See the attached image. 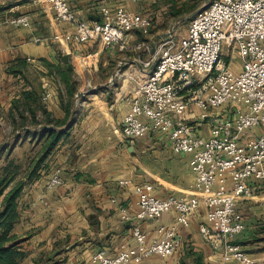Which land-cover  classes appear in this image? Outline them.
Segmentation results:
<instances>
[{
	"label": "crops",
	"instance_id": "1",
	"mask_svg": "<svg viewBox=\"0 0 264 264\" xmlns=\"http://www.w3.org/2000/svg\"><path fill=\"white\" fill-rule=\"evenodd\" d=\"M177 2L179 7L182 3ZM70 5L77 17L87 21L100 19L101 6L123 7L148 16L154 28L153 17L158 20V15L167 12L171 2L70 0ZM22 14L30 18L28 27L8 23L9 18ZM72 30L70 23L55 19L47 0H0V126L4 125V129L0 127V144L9 138L8 116L17 117L14 103L20 105L26 125L32 117L39 123L47 117L38 102L26 101V92L36 93L49 118L59 121L61 127L70 124L68 134L58 137L49 151L47 176L26 182L22 178L24 184L17 199L18 218L9 242L17 243L18 250L25 254L18 264H93L91 257L99 249L113 255L122 244L132 246V226L136 221L133 218L124 221L121 215L135 216L138 211L133 190L136 184L149 183L151 193L162 198L173 195L189 199L198 194L195 174L189 166L192 153H173L167 137L156 131L150 130L134 139L123 138L118 131L128 111L120 97L134 92L137 78L150 70L142 66L140 59L151 56L164 31L156 30L142 39L141 30H134L127 35L123 50L118 46L105 48L96 42L45 40ZM36 38L40 41H35ZM142 42L150 45V52L138 48ZM59 52L68 55L67 63L61 62ZM236 58V62H227L233 71L240 70V61ZM67 65L71 85L64 81ZM68 86L72 91L96 93L78 99L71 97L67 103V97L58 91L63 93ZM47 91L50 96L43 101ZM29 107L33 113L26 110ZM199 115L200 110L193 105L184 118L193 123ZM26 125L17 127L15 134H11V139L17 141L12 153L19 149L23 154L30 152L34 156L40 152V143H35L40 131ZM255 132L256 129H251L243 136ZM207 133L205 119L201 122L200 134ZM55 169L60 170L63 183L49 188L47 182ZM120 181L128 184L121 185ZM9 189L8 186L4 193ZM2 200L3 195L1 209ZM236 208L244 227L234 241L248 254L264 259V179L254 183L252 197L240 198ZM205 211L201 205L189 217L188 226L178 227L181 245L171 255H152L130 264H195L192 256L185 258L189 251L201 257V264H218L219 253L198 231L199 224L205 221ZM174 220L175 213L170 211L159 220L146 219L139 225L151 240L157 237L159 224L170 225ZM57 249L61 252L49 259ZM43 257L46 258L41 261Z\"/></svg>",
	"mask_w": 264,
	"mask_h": 264
},
{
	"label": "built area",
	"instance_id": "2",
	"mask_svg": "<svg viewBox=\"0 0 264 264\" xmlns=\"http://www.w3.org/2000/svg\"><path fill=\"white\" fill-rule=\"evenodd\" d=\"M47 1L55 19L70 23L73 30L45 40L96 42L123 50L130 32L152 24L146 15L107 6L99 8V20L87 21L77 17L70 0ZM8 23L28 27L30 18L22 14L9 18ZM138 48L151 49L145 42ZM226 48L239 58L240 70L233 71L222 61ZM140 63L150 70L137 78L134 92L120 97L128 111L118 131L128 139L156 131L167 137L173 153H192L189 166L198 194L189 199L162 198L151 193L149 183L134 185L138 211L135 216L121 215L124 221H136L132 226L134 244L120 245L113 255L99 249L92 255V263L130 264L152 255H171L181 245L178 227L188 226L189 217L202 205L205 221L198 231L219 253L218 264H264V259L248 254L233 239L244 227L236 208L238 200L252 197L254 183L264 179V0L209 1L190 19L185 35L172 31L160 38L151 56ZM49 96L45 92L42 100ZM193 105L200 115L189 123L184 114ZM205 119L206 136L200 134ZM251 129L263 132L244 137ZM62 183L60 170L55 169L47 186ZM170 211L175 213L174 222L159 224L157 237L148 240L139 222L159 220Z\"/></svg>",
	"mask_w": 264,
	"mask_h": 264
},
{
	"label": "rangeland",
	"instance_id": "3",
	"mask_svg": "<svg viewBox=\"0 0 264 264\" xmlns=\"http://www.w3.org/2000/svg\"><path fill=\"white\" fill-rule=\"evenodd\" d=\"M178 4L179 3H186V2H190L189 4L194 5L195 8L197 6V8L195 9V11H192L188 14H184V16L186 17L185 19L179 21L177 18L176 19H172L170 17L167 16L166 12H161L158 15V20L157 18H155L156 16L153 17V23L156 25L155 27H151L149 29H145V30H141L139 31V34L141 35L142 39H147V36H149V34L155 32L156 30H161L164 31V33H167L168 30L170 29V27H172V31L179 34V35H184L187 32V27L189 24V21L191 19V15L193 13H195L199 8H201L202 6L205 5V0H177ZM208 1H212V0H208ZM169 22H171L169 24ZM232 57V58H231ZM222 61H224L225 63H227L230 60L233 61H237L238 59L236 58V56H231V51L226 48L223 50V54L221 56ZM240 61V60H239ZM240 63V62H239ZM67 87L64 88L63 93H60V90L58 91L59 95H63L67 97L66 102L68 103L70 101V98L74 97L75 99H78L84 95H89V94H93L96 92L93 91H83V92H76L74 91L69 92L67 91ZM41 104V102H40ZM41 107H43V105L41 104ZM17 117L14 116H8V121H9V125L10 129H9V133L8 136L9 138L4 140L3 143L0 144V150H3L0 153V178L3 177L5 180H11L9 187H13L14 185H17L19 182L22 181V178H26L27 176V171H28V167L31 164L33 158L35 161H37L39 158H41L43 155H45L47 153V150L49 149V144L52 143L53 138H54V134L60 132V136H63L65 134H68L69 131V127L70 124L68 125H64V127H61L59 121L55 120V119H51L49 118V116L47 115V118L49 120H52L50 122V124L46 123V117L45 118H41V123L43 124H36V125H26L29 127H34L35 129H38L40 132H44L46 130H50L52 131V133H54L53 135L51 134L48 135L50 136V139L45 141L44 139L41 140L40 142L38 140H35V143L39 142L40 143V152L36 153L34 156L28 152L29 154H23L19 149L12 153V149L15 147V145L17 144L16 139L12 140L11 139V134H15L17 127L19 128L22 121L21 120V114L20 112L17 110L16 112ZM26 117V116H25ZM4 129V125L0 126ZM257 132L253 133L252 135H255L259 132H263L260 129H256ZM39 132V133H40ZM254 132V131H253ZM47 136V137H48ZM33 140L31 139L30 142H32ZM47 149V150H46ZM27 153V151H26ZM50 167V163H49V159L48 156L45 157V160L43 161V163L40 165L39 167V171L38 173H36L35 177L33 179H37V178H44L45 176H47L48 174V170ZM54 171V170H53ZM26 182V180L24 181ZM1 209V208H0ZM236 236V235H235ZM235 236L233 237V239L235 238ZM244 250V249H243ZM245 251V250H244ZM46 257H43L41 261H44Z\"/></svg>",
	"mask_w": 264,
	"mask_h": 264
},
{
	"label": "trees",
	"instance_id": "4",
	"mask_svg": "<svg viewBox=\"0 0 264 264\" xmlns=\"http://www.w3.org/2000/svg\"><path fill=\"white\" fill-rule=\"evenodd\" d=\"M171 2V6L169 7L168 11L166 12L167 16L172 18V19H179L181 17L184 16V14H188L190 12H192L193 8H195L194 5H189L188 2L186 3H182L179 7L176 6V2L177 0H169ZM194 1V0H191ZM65 77L64 81L71 85V83L69 82V79H67L68 74H69V70H70V66H65ZM69 92H74L72 91L71 87L68 86ZM24 98L26 99V101H30L33 103L38 102L39 103V109L41 110V112L47 116V112L46 109L44 107H41L39 100V96L36 93L33 92H26L24 93ZM19 106L17 103H14V109L19 111ZM26 110H28V112H32L33 113V109L32 108H27ZM24 111V109L22 110ZM21 114V120L22 123L20 125L19 128L23 127L26 125V119L23 113H21V111H19ZM46 123L50 124V122L52 120H49L46 117ZM43 124V123H39L35 117H32L31 122H29L28 125H36V124ZM52 123V122H51ZM51 134L53 135L54 133H52V131H44V132H40V136L38 141L40 142L41 140L47 141V136ZM60 132H58L57 134H54V138L52 143L49 144V149L47 150V153L45 155H43L41 158H39L37 161L32 160L31 164L28 167V171H27V176L25 178L26 181H31L36 173H38V168L40 167V165L43 163V161L45 160V157L48 156L49 151L51 150L53 144L56 142V140L58 139V137L60 136ZM49 137V136H48ZM37 142V143H39ZM3 150H0V153ZM11 180H5L3 177L0 178V197L3 195V200H2V209H0V264H18L24 257L25 254L18 250L17 248V243H12L9 244V242L12 240V235H11V231L12 228L14 226V224L17 221L18 218V211H17V199L20 195L22 186H23V181L19 182L17 185H14L13 187H11L6 193H4V190L7 189V187L10 185ZM189 256H192V259L194 260L195 264H201V257L199 255H197L196 253H193L191 251H189L185 258ZM41 259H39L40 261Z\"/></svg>",
	"mask_w": 264,
	"mask_h": 264
},
{
	"label": "water",
	"instance_id": "5",
	"mask_svg": "<svg viewBox=\"0 0 264 264\" xmlns=\"http://www.w3.org/2000/svg\"><path fill=\"white\" fill-rule=\"evenodd\" d=\"M208 2H209L208 0H205V5L202 6L201 8H199L195 13H193V14L191 15V18H192L196 13L200 12L201 10H203V9L207 6ZM185 18H186V17L183 16V17L179 18L178 20L181 21V20H183V19H185ZM171 32H172V27H170V29L168 30V32L165 33V34H163L160 38H164V37L168 36ZM58 54H59V56H60V59H61V62H62V63H67V62H68V55H64V54H62V53H60V52H59ZM25 129H26V128H25ZM60 252H61V249H57L56 251H54L53 253H51V254L49 255V259L55 257V256L58 255Z\"/></svg>",
	"mask_w": 264,
	"mask_h": 264
}]
</instances>
